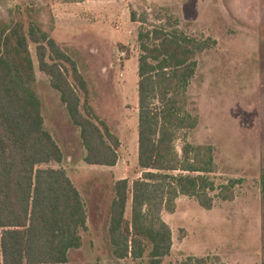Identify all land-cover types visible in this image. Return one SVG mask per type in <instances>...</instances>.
Returning a JSON list of instances; mask_svg holds the SVG:
<instances>
[{
    "label": "rangeland",
    "instance_id": "obj_1",
    "mask_svg": "<svg viewBox=\"0 0 264 264\" xmlns=\"http://www.w3.org/2000/svg\"><path fill=\"white\" fill-rule=\"evenodd\" d=\"M19 9L26 21L42 23L75 60L95 92L92 104L121 139L114 166L85 161L80 131L40 69L37 45L31 43L46 126L64 153L61 163L45 167L66 170L89 214L83 245L70 252L69 264H137L110 253L106 219L117 180L132 183L144 172L138 144L139 34L154 25L207 45L186 91L193 123L179 131L176 144L183 157L194 158L198 146L202 154L213 155L208 176L216 189L210 192L211 208L180 195L175 211L162 212L172 230L164 264L189 257L264 264V0H0L8 22L17 20Z\"/></svg>",
    "mask_w": 264,
    "mask_h": 264
},
{
    "label": "trees",
    "instance_id": "obj_2",
    "mask_svg": "<svg viewBox=\"0 0 264 264\" xmlns=\"http://www.w3.org/2000/svg\"><path fill=\"white\" fill-rule=\"evenodd\" d=\"M16 17L8 22L0 13V264H69L70 252L83 245L89 214L66 170L45 167L61 163L64 153L46 126L31 43L37 45L40 69L80 131L85 161L114 166L120 134L98 114L92 85L56 38L39 21H26L20 9ZM139 41L138 144L144 172L132 183L128 178L115 183L106 246L119 260L164 264L172 230L162 212L175 211L180 195L213 206L215 182L208 176L214 169L213 155L202 154L203 146H198L194 158L183 157L176 144L179 131L193 123L186 91L196 58L207 45L163 25L144 26ZM210 262L189 257L179 264Z\"/></svg>",
    "mask_w": 264,
    "mask_h": 264
}]
</instances>
